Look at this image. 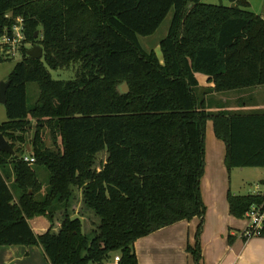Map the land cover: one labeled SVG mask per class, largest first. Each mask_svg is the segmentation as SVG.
Masks as SVG:
<instances>
[{"label": "trees", "instance_id": "16d2710c", "mask_svg": "<svg viewBox=\"0 0 264 264\" xmlns=\"http://www.w3.org/2000/svg\"><path fill=\"white\" fill-rule=\"evenodd\" d=\"M228 1L0 0V37L11 34L17 17L25 36L0 123L15 150H0V245L38 244L50 264H116L112 256L138 264L134 243L141 236L204 216L208 120L225 144L228 170L264 167V111L209 109L206 94L264 85V18L247 0ZM171 11L159 58L139 36L153 34ZM26 44L40 46L42 57L28 56ZM71 64L74 78L51 77L49 68ZM196 73L212 83L200 96ZM31 81L38 98L29 108ZM123 82L126 93L118 91ZM32 126L28 164L15 143L23 144ZM40 168L48 173L44 182ZM78 192L80 205L98 218L91 232H83L73 210ZM227 196L237 218L264 200L263 193ZM36 216L48 219L45 231L32 230ZM201 226L186 248L195 264ZM261 230L264 236V222Z\"/></svg>", "mask_w": 264, "mask_h": 264}, {"label": "crops", "instance_id": "0c3cea01", "mask_svg": "<svg viewBox=\"0 0 264 264\" xmlns=\"http://www.w3.org/2000/svg\"><path fill=\"white\" fill-rule=\"evenodd\" d=\"M254 13L264 18V6ZM196 75L199 87L212 85L206 75L200 73ZM200 77L203 79L202 83ZM249 90L248 101L241 95L230 102L226 92L210 93L208 95L212 96L213 102L211 109L214 111L218 110L217 107L239 111L264 109V85ZM216 140L218 141H215V144L217 146L221 144L225 151V144L221 140L222 143L218 144L220 141ZM221 157L223 163L205 164V172L201 177L200 193L205 205L204 216L179 220L141 236L134 243L138 264H195L193 255L186 248L187 245L194 246L196 230L201 220L200 264H264V236L242 238L240 232L246 225V217L237 218L229 212L227 192L230 190L231 170H228L223 159L225 154ZM261 176L264 182V174ZM29 223L32 230L39 233L48 228L49 221L45 217L36 216L29 220ZM59 224L55 222V227ZM0 264H50V262L40 245L17 244L0 245Z\"/></svg>", "mask_w": 264, "mask_h": 264}, {"label": "rangeland", "instance_id": "374dc122", "mask_svg": "<svg viewBox=\"0 0 264 264\" xmlns=\"http://www.w3.org/2000/svg\"><path fill=\"white\" fill-rule=\"evenodd\" d=\"M250 2L249 9L253 12L259 11V9H263L264 6V0H247ZM202 2L211 3V4H225L229 5L230 2L228 0H202ZM172 16V11L168 14V16L164 19L162 24L159 26V28L150 36H139V41L141 42L143 48L146 51H152L154 50L157 56L161 57V50H160V41L162 38L165 37L167 34L170 19ZM27 47H31V44H26ZM20 59V53H15L12 56L7 57V59H1L0 60V82L1 81H7V77L9 73L12 71V68L14 67L16 61ZM77 69L76 64H71L69 67H65L64 69H51L49 68L50 74L52 78L55 79H72L75 76ZM202 76V75H201ZM203 82L202 77H200V83ZM208 87L205 88L198 87V90L200 89L201 93L198 91L197 88H195V92L200 96L202 95L203 91H206ZM250 88H244L237 91H227V98L228 101L231 102V100H234L235 98L239 96H243V99L247 100V97L249 96V90ZM209 96L208 94H206ZM26 97H27V106L30 108L37 100L38 98V87L36 82L31 81L26 86ZM211 99L212 96L210 95L208 97V100L210 102V108L211 109ZM213 109H211L212 111ZM253 111L259 112L264 111V109H254ZM7 120V115L5 113V107L2 102H0V123ZM34 123V122H33ZM34 127L28 131V133L25 134V142L23 144L16 142L15 146L20 147L25 155L31 156V139L33 137ZM45 143L47 146L50 145L51 139L49 132L45 130ZM218 139L214 132H213V126H211V120L207 121L206 124V130L204 135V144H205V157L204 162L205 164L208 163H223L222 157L225 153L224 147L221 146L222 143L218 142L219 146L215 144V141ZM9 143L10 141L7 140ZM214 141V142H213ZM217 153V154H216ZM222 153V154H221ZM106 153L102 151L98 154V160L102 161L105 159ZM224 159V158H223ZM205 172V169H204ZM203 172V174H204ZM39 178L41 181L44 182V180L47 179L48 173L45 169L40 168L39 169ZM261 174H264V167L261 166V168L258 167H249V166H243V167H237L233 168L231 170V181H230V192L234 194H240L244 195L247 193L255 194L257 192V186H259V189L261 192H264V182L261 180ZM203 176V175H202ZM7 182L10 184L12 182V179L7 178ZM77 200L76 203H74V213L79 214L83 218V232H91L94 228L98 225V218L88 209H85L80 205L79 201V192L77 193ZM60 219H56V224H59ZM48 226L50 223H47ZM37 245V244H35ZM34 245V246H35ZM28 246V245H25ZM113 256L111 257L110 262L114 261Z\"/></svg>", "mask_w": 264, "mask_h": 264}, {"label": "built area", "instance_id": "2783aa9c", "mask_svg": "<svg viewBox=\"0 0 264 264\" xmlns=\"http://www.w3.org/2000/svg\"><path fill=\"white\" fill-rule=\"evenodd\" d=\"M12 27L13 29L10 35L5 34L0 37V56H2L3 58L12 56L15 53H19L20 47L21 45H23L22 42L25 36L23 32L24 26L22 19L20 17H17ZM23 159L28 164H32V162L34 161L33 156L24 155ZM256 193H263L264 195V192H261L258 186ZM245 213L247 222L243 230H241L240 236L244 239L254 236H260L264 222V200L260 204L251 205ZM118 261L119 257L116 256L114 262L117 264Z\"/></svg>", "mask_w": 264, "mask_h": 264}, {"label": "water", "instance_id": "95a60500", "mask_svg": "<svg viewBox=\"0 0 264 264\" xmlns=\"http://www.w3.org/2000/svg\"><path fill=\"white\" fill-rule=\"evenodd\" d=\"M37 35V33L35 34ZM43 50L40 46L34 45L29 48L27 54L30 55L32 58H41L42 57ZM9 82L8 81H1L0 82V102L3 104L6 103V90L8 87ZM118 91L120 93H126L129 91V87L127 82H123L118 86ZM0 150L8 152L10 154H14L15 150L12 149L10 143L7 141L5 136L0 133Z\"/></svg>", "mask_w": 264, "mask_h": 264}]
</instances>
